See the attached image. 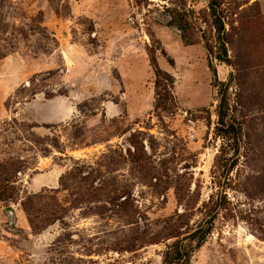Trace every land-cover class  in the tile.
Here are the masks:
<instances>
[{"label":"rangeland","instance_id":"rangeland-1","mask_svg":"<svg viewBox=\"0 0 264 264\" xmlns=\"http://www.w3.org/2000/svg\"><path fill=\"white\" fill-rule=\"evenodd\" d=\"M225 3L214 76L207 0H0V264H164L212 217L190 264H264V0ZM222 83L240 143L217 132Z\"/></svg>","mask_w":264,"mask_h":264},{"label":"trees","instance_id":"trees-1","mask_svg":"<svg viewBox=\"0 0 264 264\" xmlns=\"http://www.w3.org/2000/svg\"><path fill=\"white\" fill-rule=\"evenodd\" d=\"M208 14L211 19V25L215 31V40L206 39L205 48L209 56V68L216 76V69L213 65L212 58L231 65L229 57L230 31L226 28V18L228 17L229 9L226 8L225 0H207ZM171 22L170 25L176 27L181 32V38L185 46H194L197 41L194 37V25L192 24L193 11L186 9H172L169 11ZM151 39L154 36L150 35ZM157 51H151V65L155 74V94L156 104L155 111L159 115L170 114L176 109V99L174 94L175 78L173 75L160 68L156 58ZM220 100L217 108V132L224 138L232 137L236 143H240L242 137V127L230 116V104L227 97V84L220 85ZM236 165H233L234 168ZM5 165H0V196L4 197L6 187L11 180L1 178L2 170H5ZM5 201V200H0ZM218 207L215 208L216 211ZM215 217L209 218L204 224L200 225L191 235L190 240H194L196 245L177 242L166 253L164 264H190L191 258L197 249H200L206 242V239L211 234Z\"/></svg>","mask_w":264,"mask_h":264}]
</instances>
